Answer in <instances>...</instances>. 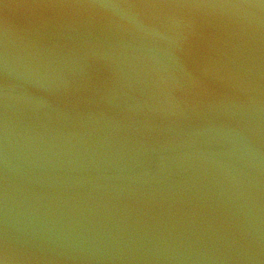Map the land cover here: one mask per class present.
Masks as SVG:
<instances>
[{
    "label": "water",
    "instance_id": "95a60500",
    "mask_svg": "<svg viewBox=\"0 0 264 264\" xmlns=\"http://www.w3.org/2000/svg\"><path fill=\"white\" fill-rule=\"evenodd\" d=\"M0 264H264V0H0Z\"/></svg>",
    "mask_w": 264,
    "mask_h": 264
}]
</instances>
